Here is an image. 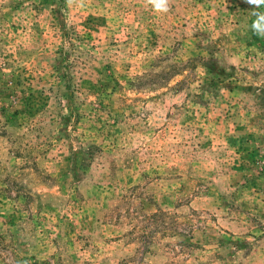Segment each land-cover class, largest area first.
I'll use <instances>...</instances> for the list:
<instances>
[{
    "label": "rangeland",
    "instance_id": "rangeland-1",
    "mask_svg": "<svg viewBox=\"0 0 264 264\" xmlns=\"http://www.w3.org/2000/svg\"><path fill=\"white\" fill-rule=\"evenodd\" d=\"M168 7L0 0V264H264V38Z\"/></svg>",
    "mask_w": 264,
    "mask_h": 264
},
{
    "label": "clouds",
    "instance_id": "clouds-1",
    "mask_svg": "<svg viewBox=\"0 0 264 264\" xmlns=\"http://www.w3.org/2000/svg\"><path fill=\"white\" fill-rule=\"evenodd\" d=\"M67 2L69 5L84 6V0H67ZM244 2L251 6V14L255 17L251 24V31L258 37L264 38V12L258 11V9L264 7V0H244ZM146 3L156 13H167L169 11V0H146Z\"/></svg>",
    "mask_w": 264,
    "mask_h": 264
}]
</instances>
